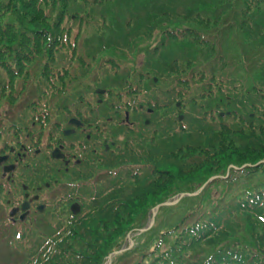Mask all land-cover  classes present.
I'll list each match as a JSON object with an SVG mask.
<instances>
[{"label": "trees", "instance_id": "obj_1", "mask_svg": "<svg viewBox=\"0 0 264 264\" xmlns=\"http://www.w3.org/2000/svg\"><path fill=\"white\" fill-rule=\"evenodd\" d=\"M91 50L109 60L83 72L87 63L76 51ZM138 54L141 67L134 65ZM61 67L70 70L67 84H60L69 77ZM92 85L106 93L96 95ZM14 91L21 94L18 111L40 112L45 121L72 105L85 120L93 112L104 132L114 120L122 124L125 111L131 119L141 111L151 118L148 125L140 121L139 142L108 159L112 172L82 191L78 215L44 218L36 229L0 241L10 251L3 264H102L129 230L146 223L151 207L191 192L199 178L224 173L237 150L249 147L252 160L264 159V146L240 148L233 137L264 140V0H0L6 113ZM174 102L181 122L168 111ZM36 104L43 108L34 111ZM225 110L229 115L221 117ZM201 139L207 145L196 144ZM175 211L181 214L171 217ZM140 235L112 264H140L137 256L148 253L155 264H264V189L240 201L185 196L174 208H161Z\"/></svg>", "mask_w": 264, "mask_h": 264}, {"label": "rangeland", "instance_id": "obj_2", "mask_svg": "<svg viewBox=\"0 0 264 264\" xmlns=\"http://www.w3.org/2000/svg\"><path fill=\"white\" fill-rule=\"evenodd\" d=\"M195 21H198V20H189L190 23H193ZM199 21L205 24L204 19L203 20L199 19ZM202 28H203V26H202ZM150 40H152V38ZM147 41L148 40H144V43H147ZM91 51L95 52L93 50H91ZM230 51H233V50H230ZM142 59L144 60V57H141V54H138L136 56V59H134L135 60L134 65L138 64L141 67ZM82 63H86L84 58H82ZM193 66H203V68H205L204 63H200V62L194 63ZM195 68H197V67H195ZM226 68H230V66L227 65ZM67 69L68 68L64 69V67L59 69L61 71H66L69 75L68 79H67V75H64L62 77V80H60V84H62V83L67 84L71 79V76L69 74L70 70H67ZM81 69L83 72L88 70L86 65ZM205 69H208V68H205ZM142 70L145 73L144 68H142ZM55 71H57V70H55ZM127 79L133 80L132 77H128ZM195 83H197V81H195ZM95 88H97V87H95V85H92L90 90H95ZM102 89H105V88H102ZM24 90H25V96H28L30 93V88L27 87ZM168 90L169 89H164V91H166V92ZM15 91L17 92V90H15ZM15 91L13 92V97H12L14 99V106L12 109L13 117H9V115L6 112H4V109H6L5 106L2 105L4 100H2L0 103V149L4 148V144H5L6 140H8L9 135H12L11 134L12 132L10 131L11 127L9 126L10 125L9 122L11 120H14L15 116L19 113L18 110H20V107L18 106V104H21V94L18 95V93H16ZM35 91H36L37 97H41L39 92L36 90V87H35ZM261 94L263 95L264 91ZM92 97H93V95H92ZM230 97H233V95ZM126 98L124 97V100H127ZM176 101H178V100H176ZM177 103H179V102H176L175 105ZM42 106L43 105H41V107L40 106L38 107L37 104L34 105L33 106L34 111H40L43 108ZM180 107H181V105L179 107H176L177 110H176V108L170 107L172 110H168V111L171 112L170 116L171 117L173 116L172 118H175L177 120L178 115L183 116V114L181 112L182 108H180ZM30 111L31 110H29V112ZM184 111L187 112L188 109L185 107ZM65 113L66 112H64L62 114H65ZM36 114L40 118H43L42 113L36 112ZM123 116H124V114L122 113V117ZM137 118L140 121H143L144 119H148L149 121H151V118L146 117L144 115V113H142V112L139 113V116ZM59 119H60V117L57 120H59ZM52 120L53 119L50 118L49 121H40L41 122L40 131L37 132L36 134H33V143L34 144L41 145L46 140L51 139V137L48 135V128H50L51 125L53 124ZM57 120L54 122V125L57 123ZM121 121H124V119H122ZM59 131H60V129H59ZM12 136H13V140L15 143L17 140V137L15 135H12ZM256 136H258V135H256ZM233 137L235 139L238 138L240 140V143H238V147H240V148L243 145H249V144L256 145V146H258V148L264 146V140H262V138H259V137H254V138L252 137V139L247 138V137H240V136H236V135H233ZM53 138H55V137H53ZM75 138L81 139V137H75ZM209 141H210V139H209ZM198 143L199 144L201 143L202 145H207L205 143L204 139H201L198 142H196V144H198ZM238 147H236V148L238 149ZM248 149H250V148L247 147V149H245V150H243V149L237 150V153L234 156L236 158L235 159L236 163H232V161H227V162H230L228 165V166H230V168L228 170H226L224 173L217 172L219 174L213 175V176H216V178H217V180H216L217 182L215 183V185H209V182H207L209 178L207 180H205L204 178H202V179L199 178L198 179V185L199 186L196 188H193L191 190V192L195 193L200 188H202V196L204 197V199L210 198L212 201L216 198H222V199L232 198L234 201H236V200L240 201L244 198H249L250 197V191H252L254 194L255 192H259V189H264V187H261V185H264V159L255 160V161L252 160L254 158L255 154L252 155L250 152H248ZM260 166L263 167L262 170H258V172L249 175L250 174L249 172L251 170H254V168H258ZM231 169H232V171H234V170H238V171L237 172L234 171V175L231 176V174H232L231 173L232 171L230 172ZM97 170H103V167L98 166ZM211 170L215 171L216 167H212ZM243 170L247 171L245 176H241L242 175L241 171H243ZM0 174H1V172H0ZM73 175H74V173H71V174L60 173V174L55 175V177H59L62 179L61 181H64L67 179L70 180L71 178L74 177ZM83 175H89L88 171H84ZM29 177H31L30 178L31 181H29L28 184H31L32 186L42 185V184H44L43 181L46 179V176L44 174L30 173ZM261 182H262V184H261ZM18 196H20L19 200H22L21 190H18V194L14 195V197H18ZM2 198H11V195L6 196L4 194H0V200H2ZM173 199H169L168 201H170V200L173 201ZM12 201L14 202V205H16V203H18L15 200H12ZM176 205L170 206V207H168V209L170 210V208H174ZM153 207H151V208H153ZM180 214H181L180 211H175L171 217L179 216ZM2 215L3 214H0V216H2ZM5 220H6V214H4V216L0 220V224H4ZM148 225H149V221L148 222L146 221V223L142 227H140V228L134 227L133 229L129 230L126 233L125 242L123 243L124 246H127L129 244L128 237L130 239H132V242L134 243L136 241L137 237L142 236V235H140L143 233L140 231L141 228H146V227H148ZM242 251L245 252V250H242ZM148 254L151 257L149 255H147V257H145L146 255L137 256V259L139 260L140 264H147V262L151 261L153 258L155 259V256L152 253H148ZM1 261L4 262V260H1ZM155 261L157 263L158 259L156 258L151 264H155Z\"/></svg>", "mask_w": 264, "mask_h": 264}, {"label": "flooded vegetation", "instance_id": "obj_3", "mask_svg": "<svg viewBox=\"0 0 264 264\" xmlns=\"http://www.w3.org/2000/svg\"><path fill=\"white\" fill-rule=\"evenodd\" d=\"M68 128H71V127H68ZM84 129L86 128L78 129V131L82 132L84 131ZM55 136L56 137L53 138L50 142L44 144L46 147H40V148H38L39 145L34 144L29 139L28 135L18 136L16 143H14L13 137H11L9 139L10 143L8 144V146L10 147L16 144L18 148L14 151H11V152H14L13 156H12V153L10 155L8 154L7 156L8 158L6 159V161L3 162L2 165H0L1 170L3 166L16 164V161L22 160L23 158H26L27 156L29 157L31 154V151L39 152V150L42 149L43 154H45L42 156L45 167H56L58 169H61L63 166V169H65L66 171L67 170L71 171L73 168L76 167V165H79L81 163L80 160L77 159V156L80 155L79 151L84 148V145H83L84 142H83L81 133H78L77 135L74 134L73 135L74 138L71 140L62 138L58 134H56ZM75 137H81V140ZM100 143H101L100 140H96V142L90 144L89 149L86 152V155L92 156V157L99 156V154L101 153L99 150ZM56 147L60 148V151L63 154V158L58 159V160H54L52 157L49 156V153L51 152V150H53ZM12 174L15 175L14 172ZM12 174L5 175V178L10 181L16 180L14 179V177L11 176ZM61 180L62 179L60 178L54 179V183L55 184L57 183L58 188L64 189V185L69 184L71 179L70 180L67 179L64 181H61ZM45 185L46 184H44V186L42 185H38L34 187L28 186V188H26V190L23 191V197L25 194H28V198H27L29 202L28 214H27L28 220L35 218L37 216L36 207L38 204H42L46 206L48 204H51V202L57 198L61 204V208H65L67 205L70 206V204L73 202L72 197H67L65 194L55 192V188L53 186H50V185L45 186ZM35 196H38L37 201L32 200ZM24 200L25 198L23 199V201ZM15 201H17V199H15ZM23 201L16 203L15 206L19 207ZM21 213L22 212L20 211L17 212L14 220H16Z\"/></svg>", "mask_w": 264, "mask_h": 264}, {"label": "water", "instance_id": "obj_4", "mask_svg": "<svg viewBox=\"0 0 264 264\" xmlns=\"http://www.w3.org/2000/svg\"><path fill=\"white\" fill-rule=\"evenodd\" d=\"M72 122H75L74 120L72 121ZM69 132H66V134H68ZM164 204H166V203H164ZM156 209V208H155Z\"/></svg>", "mask_w": 264, "mask_h": 264}]
</instances>
